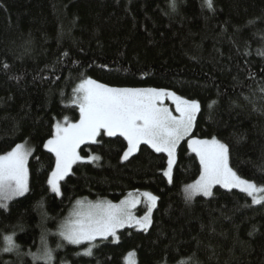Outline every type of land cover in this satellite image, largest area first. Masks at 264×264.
I'll return each instance as SVG.
<instances>
[{
  "label": "trees",
  "instance_id": "obj_1",
  "mask_svg": "<svg viewBox=\"0 0 264 264\" xmlns=\"http://www.w3.org/2000/svg\"><path fill=\"white\" fill-rule=\"evenodd\" d=\"M170 4L0 0V155L25 142L34 149L29 192L0 208V248L13 232L19 245L18 252H0V264H36L26 253L39 249L43 230L52 264H126L132 252L136 264H264V204L220 187L208 198L185 199L184 187L201 173L187 140L178 147L172 183L163 175L165 154L141 145L124 161L127 141L101 134L79 149L101 159L75 164L61 182L62 196L47 184L55 157L43 144L57 121L78 122L73 89L91 78L199 101L193 136L228 144L230 167L264 185V0H213L214 11L203 0H177L175 11ZM136 191L159 198L148 231L125 228L118 242L97 240L91 256L82 255L88 244L57 247L52 232L76 201L117 203Z\"/></svg>",
  "mask_w": 264,
  "mask_h": 264
},
{
  "label": "snow or ice",
  "instance_id": "obj_2",
  "mask_svg": "<svg viewBox=\"0 0 264 264\" xmlns=\"http://www.w3.org/2000/svg\"><path fill=\"white\" fill-rule=\"evenodd\" d=\"M203 6L215 10L213 0H203ZM170 7L175 11L177 0H171ZM258 54L264 55V52ZM166 99L175 105L174 110L165 105ZM215 103L211 101L208 108L211 109ZM71 104L79 109L78 122L72 123L67 118L63 122L57 121L52 138L43 144V148L55 157L54 169L47 184L56 196L63 195L61 182L72 174L74 164L93 163L101 159L98 155L82 157L80 146L97 143V138L106 134L108 137L120 136L127 141L122 156L124 161L139 152L141 145H147L156 153L166 154V170L163 175L169 183L173 180L177 148L181 141L188 138L187 146L199 158L201 173L198 180L184 187L186 200L191 201L201 194L211 196L213 187L219 184L229 190L238 189L251 198L252 204H264V185L241 177L230 167L228 144L215 137L209 140L193 136L197 116L201 111L199 101L183 98L165 89L110 87L94 79L84 78L73 89ZM33 151L25 142L16 144L0 155V208H7V202L29 192L28 160ZM158 199L151 192L136 191L129 192L119 203L109 200H78L69 217L59 225L58 232L53 234L61 241L57 247H61L63 242L72 245L87 243L89 247L82 255L91 256L97 240L106 241L112 237L118 242L117 232L123 227H137L147 231ZM142 200L147 210L142 217H137L132 209ZM48 235L47 230H43L39 249L26 253L36 264H52L54 260V250L48 245ZM14 237L15 232L3 236L4 246L0 252L19 251ZM128 256L134 257L135 253H129ZM129 264L133 262L129 260Z\"/></svg>",
  "mask_w": 264,
  "mask_h": 264
},
{
  "label": "rangeland",
  "instance_id": "obj_3",
  "mask_svg": "<svg viewBox=\"0 0 264 264\" xmlns=\"http://www.w3.org/2000/svg\"><path fill=\"white\" fill-rule=\"evenodd\" d=\"M164 103H165V105L166 106H168L170 109H173L174 110V107H175V105L172 103V101L170 100V99H166L165 101H164ZM173 114L175 115L176 113L173 111ZM105 136H107L106 134H104ZM108 137V136H107ZM120 137V136H119ZM99 138V137H98ZM98 138H97V140H98ZM123 138V137H122ZM188 138H186L185 140H187ZM185 140H183V141H185ZM183 141H181V143L183 142ZM180 143V144H181ZM86 144H94V143H86ZM28 145V144H27ZM83 145H85V144H83ZM82 146V145H81ZM179 147V146H178ZM177 150H178V148H177ZM191 151V150H190ZM192 152V151H191ZM193 153V152H192ZM136 154V153H135ZM134 154V155H135ZM164 154V153H163ZM195 154V153H194ZM166 155V154H165ZM196 155V154H195ZM133 156V155H132ZM131 156V157H132ZM29 159H30V157H29ZM176 161H177V156H176ZM28 162H29V160H28ZM77 164V163H76ZM75 165V164H74ZM73 165V166H74ZM175 165H176V163H175ZM175 165H174V168H175ZM174 168H173V172H174ZM167 178V177H166ZM168 180V179H167ZM215 187H220V188H222V189H225V190H229V189H227V188H224V187H222L221 185H219V184H217V185H215L214 187H213V189L215 188ZM213 189H212V192H213ZM232 190H237V191H239L238 189H232ZM198 196H201V197H206V198H208V197H210V196H204V195H197V196H195V197H198ZM21 197V196H20ZM17 198H19V197H15L14 199H17ZM126 198V197H125ZM124 198V199H125ZM14 199H12V200H14ZM11 200V201H12ZM10 202V201H9ZM9 202H7V203H9ZM117 203H119V202H117ZM76 206V205H75ZM74 206V207H75ZM157 206V205H156ZM73 207V208H74ZM156 208V207H155ZM155 208L153 209V211H152V215H151V219H152V221H153V213H154V210H155ZM73 210V209H72ZM72 210H71V212H72ZM146 204H145V202L142 200V202L140 203V204H138L134 209H132V211H133V213H134V215H136L137 217H142L144 214H145V212H146ZM71 212H69V214L67 215V217L66 218H68L69 217V215H70V213ZM65 218V219H66ZM64 219V220H65ZM63 220V221H64ZM62 221V222H63ZM61 222V223H62ZM60 223V224H61ZM59 224V225H60ZM59 225L57 226V228L54 230V232H52L53 234L54 233H57L58 232V229H59ZM151 225H152V223H151ZM151 227V226H150ZM150 227L147 229V231L150 229ZM125 228H134V229H136V230H139V231H143V230H140L139 228H137V227H123V228H121V229H119L118 230V232L119 231H121V230H123V229H125ZM118 232H117V234H118ZM58 237V236H57ZM59 238V237H58ZM60 239V238H59ZM108 239H113L112 237H109ZM64 243H67V242H64ZM68 244V243H67ZM84 244H87V243H84ZM48 245H49V243H48ZM70 245H72V244H70ZM80 245H83V244H80ZM80 245H75V246H80ZM50 247V246H49ZM129 260H131L132 262H133V264H136V256H134V257H131V258H129V256L126 258V264H129ZM34 262V261H33ZM36 263V262H35ZM41 263V262H40ZM43 263V262H42Z\"/></svg>",
  "mask_w": 264,
  "mask_h": 264
}]
</instances>
